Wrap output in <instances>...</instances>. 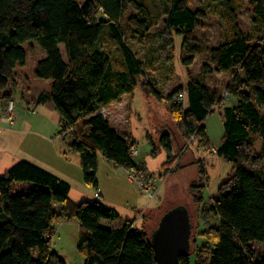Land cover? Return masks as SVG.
I'll return each mask as SVG.
<instances>
[{
  "label": "trees",
  "instance_id": "obj_1",
  "mask_svg": "<svg viewBox=\"0 0 264 264\" xmlns=\"http://www.w3.org/2000/svg\"><path fill=\"white\" fill-rule=\"evenodd\" d=\"M210 1L233 15V0ZM188 3L0 0V91L13 85V69L25 63L24 44L34 42L44 56L36 62L33 75L49 81L48 92H41L36 101H51L60 119V132L68 131L73 137L68 148L79 157L82 180L93 190L98 189V153L117 167L143 170L130 154L134 142L112 129L100 112L131 93L143 73L141 62L125 45L123 17L126 15V25L137 39L161 24L166 32L174 31L191 40L198 19L205 13L191 10ZM250 3L258 30H264V0ZM98 13L100 18L96 19ZM104 30L119 46L122 70H114L108 55L97 47ZM251 40L235 30L231 39L208 50L213 71L233 75L227 94L235 102L223 108L224 133L215 154L235 164L236 169L209 209L219 223L206 264H264V256L256 257L252 248L254 242L264 243V170L255 168L264 161V39L257 44ZM211 72L203 66V73ZM149 93L160 102L155 89L150 88ZM185 94L184 110L173 102L169 113L183 141L193 135L204 143L207 140L201 122L220 102L219 97L198 77L187 81ZM163 137L170 151V139L167 134ZM254 139L260 142L258 152L253 149ZM243 164L252 170H245ZM188 166H194L200 175L197 162L178 163L175 172ZM199 180L188 187L190 200L196 205L201 200ZM17 183L25 185L23 191L14 190ZM68 193L65 181L25 160L0 176V264H65L52 249L53 224L63 220L78 225L76 251L82 264H155L150 237L134 231L133 221L125 220L114 228L112 223L118 218L115 210L97 199L73 202ZM189 254L179 258V263L190 264Z\"/></svg>",
  "mask_w": 264,
  "mask_h": 264
},
{
  "label": "rangeland",
  "instance_id": "obj_2",
  "mask_svg": "<svg viewBox=\"0 0 264 264\" xmlns=\"http://www.w3.org/2000/svg\"><path fill=\"white\" fill-rule=\"evenodd\" d=\"M233 3L235 11L233 15H230L218 2L189 0L188 6L191 10L202 9L205 13L198 19L191 40L174 31L166 32L161 24L153 27L144 38L137 39L132 36L126 25V15L123 17L121 29L125 36V45L141 62L143 73L136 79V86L131 93L123 94L119 100L110 103L100 112L109 121L112 129L134 142L131 148L137 151V155L132 157L134 163L155 177L158 187L154 197L148 199L142 192H138L139 189L135 185L128 184L125 174L120 177L117 175L109 177L108 169L98 160L96 180L99 191L84 186L89 194L97 192L99 195L97 199L104 206L117 212L118 218L115 223L120 224L125 219L133 221L134 231L145 232L148 237L165 211L176 207L185 209L191 225L188 257L190 264H197L194 263L196 261L206 264L204 261L214 245L219 223L218 218L209 209L218 190L225 185L236 169L235 164L215 154L224 133L223 108L231 107L235 102L227 95L228 88L233 85V75L231 72L213 71L215 66L210 60L208 50L231 39L235 30L252 38V44L264 41V30L257 28L250 0H233ZM98 15L99 13L96 19L100 18ZM97 47L108 55L114 70L123 69V58L119 46L110 38L107 30L103 31ZM24 48L25 63L23 66L15 67V74H13L15 83L13 82L12 87L10 85L6 87L14 101L17 114L15 124L20 118L18 126L29 124L32 132L24 138L21 135L19 143L22 144L19 145L18 151L29 146L43 150L48 155L50 168L54 170H46L47 172H55L57 175L62 172L74 179L73 161L76 156L67 150L68 144L73 140L71 133L60 132V119L51 101L34 104L38 95L48 89L45 80L33 75L35 64L44 56V52L34 42L24 44ZM59 50L64 56L62 45H59ZM204 65H207L212 72L203 73ZM195 77L200 78L220 100L201 122L207 140L204 143L193 135L183 141L169 113L173 102L180 104L181 109L184 110L187 104L185 86L189 79ZM150 88L158 93L160 102L149 93ZM171 94L173 96L170 101L168 96ZM8 98L10 97H6L5 101ZM4 104L0 105V109H3ZM34 134L38 136H33ZM164 134H167L170 139V151H167L164 146ZM259 147V140L254 139L253 149L258 152ZM12 152V155L19 153L15 148ZM64 160H67L66 163L70 167H64L63 171H60ZM16 162L11 163L8 168ZM191 162H197L200 165V175L194 166L175 172L178 163L185 165ZM243 168L252 170L248 164H243ZM255 168L264 170V161ZM79 170L77 167L78 173ZM3 172L0 171V176ZM123 173H126V170ZM79 175V182L83 186L81 174ZM198 179L201 185V200L196 205L190 200L188 187L191 182ZM67 184L69 185L68 196L71 200L79 202L96 199H91L93 198L91 195L83 197L85 194L79 191L78 186L73 183ZM22 186L25 187L24 184H13L16 191H21ZM132 196L137 197L136 200L141 202V206L138 204L135 209H126L125 206H131ZM73 223V220H63L62 223L53 224L52 249L57 255L65 253L69 256L72 264H82L83 259L76 251L75 237L77 235L74 233ZM252 248L256 257L264 256V243L254 242Z\"/></svg>",
  "mask_w": 264,
  "mask_h": 264
},
{
  "label": "crops",
  "instance_id": "obj_3",
  "mask_svg": "<svg viewBox=\"0 0 264 264\" xmlns=\"http://www.w3.org/2000/svg\"><path fill=\"white\" fill-rule=\"evenodd\" d=\"M13 74H15V68L13 69ZM13 82L15 83L14 81V78H13ZM47 82V86H48V89L47 91H42V92H48L49 90V81H46ZM13 83V84H14ZM9 86V85H8ZM7 86V87H8ZM12 87V86H11ZM5 97V98H4ZM6 97H11L10 96V92L5 88L3 90L0 91V105H3L5 103V99ZM121 97V96H120ZM37 99V98H36ZM119 100V99H118ZM36 101V100H35ZM49 101V100H48ZM35 105H39L37 103V101L34 103ZM42 104V103H41ZM19 118V116H18ZM19 122H20V118L18 119V122L17 124H15L13 127H7L5 126L4 124H2L0 122V171H6V169L11 165V163L13 162H16V161H20L22 159H25V161H28L30 163H33L35 164L36 166L44 169V170H47V171H54L53 168H50V165H49V162H48V155L47 153H45L43 150L41 149H35L33 147H28L26 149H21V151H18V147L20 144L22 143H19V138H21L23 135V138L27 136V134L31 135V131H30V125L26 124V125H21V126H18L19 125ZM33 136H38L36 134H34ZM40 137V136H39ZM42 138V137H40ZM22 146V145H21ZM15 148V150L19 153L17 154H13L12 150ZM67 150L68 152H70L71 154L75 155L76 156V159L75 161H73V163L75 164V167H74V179H72L71 177L67 176V174L65 173H62V172H59V175L55 174V172H51L53 173L54 175L58 176L59 178L63 179L64 181H66V183H69L70 185L73 183L74 185L78 186L80 188L79 191H81L82 193H84L85 195L83 197H85L86 195H91L93 198L91 199H94L97 197H99V195H97V192H90V194L88 193V189L86 188L87 185L84 183V185L82 186L79 182V178H80V175L79 173L81 174V179H82V173H81V168H80V161H79V157L77 154L75 153H72L68 146H67ZM72 160V159H71ZM97 160L100 164H103L107 169H108V172L110 173L109 174V177L112 175L113 177L114 176H122L123 174L126 175V179H127V182L129 185L133 186L135 184H133L132 182H130L128 180V174H129V171L128 169H124L122 167H117L115 166L112 162L106 160L100 153L97 154ZM67 160H64L63 163H62V166L60 168V171H63L62 169L64 167H70L67 163H66ZM77 162V163H76ZM76 164H77V167H79V173L77 172V167H76ZM66 170V169H65ZM126 170V173H123L125 172ZM67 171V170H66ZM3 172V173H4ZM62 175V176H61ZM122 178V177H121ZM60 179V180H61ZM113 179V178H112ZM83 181V180H82ZM133 184V185H132ZM86 186V187H84ZM116 188V186H113ZM136 187V185H135ZM137 188V187H136ZM99 191V189H98ZM103 192V191H102ZM100 192V194L102 193ZM138 192H140L138 190ZM83 195V194H81ZM80 195V196H81ZM79 196V197H80ZM69 197V196H68ZM70 199V198H69ZM95 199V200H96ZM137 197L133 198L132 196V203L130 204L131 206L129 207H126L125 208H129V209H135V206L140 204L141 202L138 200H136ZM71 200V199H70ZM98 200V199H97ZM73 201V200H71ZM93 201V200H92ZM73 202H76L75 200ZM81 202V201H79ZM77 203V202H76ZM141 206V204L139 205ZM140 210V209H139ZM125 220H128V219H125ZM124 220V221H125ZM74 223V233L77 235V228H78V225L75 221H73ZM116 221H114L112 223V226L114 228H117L119 227L123 222H121L120 224H117L115 223ZM57 223V222H56ZM58 223H62V222H58ZM74 234V235H75ZM53 239V238H52ZM75 239H77V236L75 237ZM58 256L64 261L65 264H72L71 261H70V258L69 256H67L65 253H62V255H59ZM70 256H72L70 254ZM81 264V263H80Z\"/></svg>",
  "mask_w": 264,
  "mask_h": 264
},
{
  "label": "water",
  "instance_id": "obj_4",
  "mask_svg": "<svg viewBox=\"0 0 264 264\" xmlns=\"http://www.w3.org/2000/svg\"><path fill=\"white\" fill-rule=\"evenodd\" d=\"M191 225L187 211L176 207L159 218L150 235V246L155 264H180L190 247Z\"/></svg>",
  "mask_w": 264,
  "mask_h": 264
},
{
  "label": "built area",
  "instance_id": "obj_5",
  "mask_svg": "<svg viewBox=\"0 0 264 264\" xmlns=\"http://www.w3.org/2000/svg\"><path fill=\"white\" fill-rule=\"evenodd\" d=\"M228 95V94H227ZM229 97V96H228ZM17 120L15 112L14 101L8 98L5 101L3 109H0V122L7 127L14 126ZM130 154L132 157L137 155L136 149H131ZM128 180L136 185L140 192L143 193L148 199H152L157 191V180L155 177L149 175L144 170H130Z\"/></svg>",
  "mask_w": 264,
  "mask_h": 264
}]
</instances>
